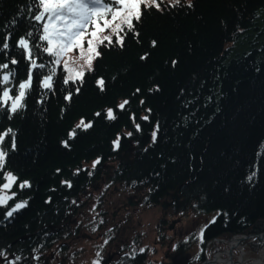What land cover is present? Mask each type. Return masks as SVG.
Returning <instances> with one entry per match:
<instances>
[{
  "label": "trees",
  "instance_id": "16d2710c",
  "mask_svg": "<svg viewBox=\"0 0 264 264\" xmlns=\"http://www.w3.org/2000/svg\"><path fill=\"white\" fill-rule=\"evenodd\" d=\"M172 5L162 2L161 11H144L141 21H134L139 35L127 33L123 47L101 46L83 83L65 84L62 66L37 50L33 59L46 67L31 69L24 107L16 113L9 111V103L0 107V133L11 128L16 134L14 149L11 136L0 145L8 151L3 172L18 178L11 190L15 197L0 207V264H50L66 230L73 235L65 227H72L78 198L102 180L110 187L118 182L131 186L157 203L175 191L182 210L192 206L216 212L214 222L203 228L202 246L216 237L262 231L264 0ZM36 14L35 0H0V64H9L0 69V80L10 69L15 72L10 83H0V96L3 89L16 96L28 78L31 62L18 41L30 39L33 47L42 43ZM6 38L9 47L3 49ZM12 59L18 63L12 65ZM51 67L57 74L48 90L42 79ZM101 78L104 91L97 85ZM124 100L129 104L118 109ZM109 108L114 121L106 119ZM81 118L93 127L77 129L69 139ZM117 137L119 147L113 144ZM97 159L100 163L90 168ZM25 181L29 186L20 188ZM25 201V208L6 217ZM58 252L62 259L66 248ZM23 254L27 261L16 260ZM134 256L135 261L116 264H146L145 255ZM101 264H114V259L107 254Z\"/></svg>",
  "mask_w": 264,
  "mask_h": 264
},
{
  "label": "snow or ice",
  "instance_id": "6c2138e0",
  "mask_svg": "<svg viewBox=\"0 0 264 264\" xmlns=\"http://www.w3.org/2000/svg\"><path fill=\"white\" fill-rule=\"evenodd\" d=\"M162 2L163 0H35L38 14L34 16V20L39 25L38 31L41 33L39 40L42 43L33 47L30 46V39L22 37L18 41V48L24 50L26 59L31 62L28 78L19 84L18 94L14 98L10 96L8 89L2 90L0 107L8 105V101H11L9 111L12 113H16L24 107L27 90L32 86L33 73L31 69H43L46 67L44 64H37L36 60L33 59L37 54V50L42 49V53L52 57L51 64L62 65L63 71L67 74L64 80L65 84L69 82L83 83L86 75L85 69L89 72L92 71L93 61L101 55L98 49L101 46L107 47L113 44L123 47L127 33H133L138 36L139 34L135 32L134 21L139 23L144 11L148 9L155 8L157 11H161ZM179 4L180 0H174L172 6L175 7ZM188 6H192L190 2ZM121 33H124V35ZM32 35L31 32L27 33L28 38H31ZM113 37H115V40ZM152 43L155 46L156 42L153 41ZM8 47L9 44L6 38L3 49ZM74 52L76 53L75 57L72 55ZM141 59H146V55L141 57ZM10 63L15 65L18 61L12 59ZM173 64L175 65V61H173ZM0 69H9V64H0ZM56 74L57 68L51 67L49 75L42 82L45 89L51 90L53 88V77ZM14 78L15 72L10 69L2 76L0 83L8 84ZM97 85L101 91H104L105 81L102 78L97 81ZM65 99L70 100L71 95L66 96ZM128 104L129 101L124 100L117 105V108L124 110ZM96 115L100 116L101 113H96ZM106 119L109 121L117 119L113 109L109 108L106 110ZM132 119L135 123L134 116ZM142 119L148 120V117L144 116ZM92 127L93 123L91 121L85 122L84 118H81L75 128L69 132V139L75 138L77 129L87 131ZM135 127L137 131H140L139 124H136ZM15 135V131L11 128L0 133V145L4 144L6 137L11 136L12 148L14 149L16 146ZM127 135L131 136L132 133L129 132ZM119 140L120 138L117 137V140L113 141L115 147H119ZM152 141H156V131L152 133ZM64 144L66 147L68 146L67 141ZM7 156L8 151L0 147V172H3L5 168ZM99 163V159L93 161L92 167L95 168ZM255 175L256 173L253 172L248 177V180L251 181ZM3 179L6 182L0 184V207H7L9 201L16 195L11 190L17 183L18 178L11 172H3ZM28 186L27 181L19 184L20 188ZM9 192H11V195H9ZM26 206V201L16 203L14 207L7 211L6 217H12L15 212ZM214 219L212 222H214ZM101 223H103L102 220ZM93 230L95 231V229ZM140 251L144 250L140 249ZM0 255L3 254L0 253ZM19 259L20 257H16V260ZM94 264H99V262L95 261Z\"/></svg>",
  "mask_w": 264,
  "mask_h": 264
},
{
  "label": "rangeland",
  "instance_id": "374dc122",
  "mask_svg": "<svg viewBox=\"0 0 264 264\" xmlns=\"http://www.w3.org/2000/svg\"><path fill=\"white\" fill-rule=\"evenodd\" d=\"M163 2L173 3L174 0H163ZM72 55L73 57H75L76 53L74 52ZM44 78L42 79V82ZM12 97L14 98L15 96ZM8 103L11 104V101H8ZM108 189L110 190L107 192L105 191L104 197H102L103 194L100 197V193L98 192H93V193L89 192L90 195H92V197L88 200L87 205H85V207L81 210V213L83 215H79L78 219L87 220L89 224V228L92 231L97 223V219L95 218V213L105 212L107 216V221H110V223L112 222L121 225L119 229L114 227L112 231L114 232V234H116L114 237L115 239L113 238L112 239L119 241V250H121L123 247H133V248H138V250L146 249L145 253L147 257L150 258L151 260L155 258L156 260L163 259L164 261H167L164 258V251L167 249L165 242H169L171 240L170 238H175L173 241L174 243H177L176 241H178L187 230H188V234L194 233L196 237H199V234H201L200 231L203 226V223L206 222L205 215L203 214L200 215L198 220H195L196 218L194 220L193 219L191 220V218H185L186 216H184L183 218H181L182 222L180 226L179 225L176 226L177 222H175V224L171 228V223H170L171 220L167 218V225L165 227V232H163V229L159 225V220H158V217H161L159 208L157 207L153 208L151 206L141 207L139 204H137L138 202L136 204L129 203L126 204L125 206L126 199L127 198L132 199L133 197L132 193L134 192L122 188V186H120V184L118 183L117 184L115 183L111 187L109 186ZM88 195L89 194H87V196ZM141 195L144 194L141 193ZM80 200L81 198L78 199V201ZM83 200L84 199H82V201ZM144 200H146V196ZM144 200H143V204L145 203ZM134 207H138V208H134ZM214 214L215 213H212V216ZM207 218L210 219L211 216L208 215ZM78 219L76 217V221H78ZM191 222H193V224H191ZM85 233L86 232H84V234H80V236L77 237L76 240H73L70 243L69 251L73 249L74 250L70 251L68 255H70L71 252L74 254L72 257V262L70 261L69 264H94L96 260V253L94 250L99 249V254L105 253L106 250L109 252V249L106 245L107 243H105L106 241L105 235L102 234L103 235L102 238L96 236L100 234L99 229H96L94 231L95 235L93 236L91 234H87V233L85 234ZM156 234L157 236L166 235L167 237L164 240V242H161L158 240L157 237L155 238ZM187 235H184L183 237L185 238L187 237ZM92 239H95L97 241L102 239L101 242L103 243L99 242L96 245H93ZM201 241L202 240H200L198 246L197 244H194L192 248L189 247V250L191 251L192 255H194L198 250L199 252L202 251L204 254L208 256L210 260L213 261L210 264H216L214 255L215 256L219 255V257L221 258L222 257L224 259L228 258V260L232 259L235 261H238L240 256H242L243 260L250 261L254 257L258 256V252H259L258 250L259 248H261L262 245L261 241L260 240L258 241V239H253V236H251V238L250 237L244 238L243 240H241L238 246L233 247L232 249L231 248L229 249L228 244L221 242V240H217V241L213 240L210 242V244L206 243L203 248ZM112 251L116 252L114 248L112 249ZM217 263L220 264V262Z\"/></svg>",
  "mask_w": 264,
  "mask_h": 264
},
{
  "label": "flooded vegetation",
  "instance_id": "af4514ba",
  "mask_svg": "<svg viewBox=\"0 0 264 264\" xmlns=\"http://www.w3.org/2000/svg\"><path fill=\"white\" fill-rule=\"evenodd\" d=\"M92 165H93V162L91 165H88V166L90 168H93ZM118 184H120V183H118ZM111 186H113V185H111ZM108 188H109V185H107L103 180L100 183L93 184L92 187H88L85 190L84 195L82 197H79V198H81V200L77 201V203H75V206H76L75 209L76 210L75 209L74 210L76 212L73 216V219L76 220V217L78 219L79 215H83L81 213V210L85 207V205H87L88 200L92 197V195H90V193H93V191L98 192V193H100V197L102 194H103L102 197H104L105 191L107 192L110 190ZM87 194H89V195L87 196ZM130 194H131V192H130ZM132 196H133L132 200H136L138 202L137 204H139L141 207L151 206L153 208L154 207L159 208L160 216H161V218H160L161 220L159 221V225L162 227L163 232H165V227L167 225V218L169 219L171 216H175L176 218H183L184 216H186L185 218H191V220L192 219L194 220L197 217L196 212H192L189 210L176 211L175 209H172L171 205H174L176 203L175 201H172L173 200L172 197H171V199L169 198L166 201L159 200V202L157 203L154 200L150 201L148 199V197H146V200H144V198H145L144 195H141V197H139L137 194L132 193ZM82 199H84V200L82 201ZM143 200L145 201L144 204H143ZM95 207H96V205H95ZM134 208H138V207H134ZM95 218L97 219V223H96L94 229L100 230V234L96 235V236L102 238L103 237L102 234H104L106 241L113 240L115 235H116V234H114V232H112L114 227H101V225H102L101 220L107 221V216H106L105 212L95 213ZM78 222L81 224V228H77L75 226L65 227V228L71 229L73 235L68 236V232L66 230L65 234L62 236V238H63L62 241L59 243V245H60L59 249H61V248L65 249L66 248V252H65V254H62V257L64 255H66V256H68L69 260L63 262L61 259V252H63V251L61 250V252H58V250H59L58 249L55 251V255L52 256V258H51V261L53 262V264L54 263L55 264L56 263L69 264L70 261L72 262V257H73L74 253L71 252L70 255H68V254L70 251H73L74 249L69 251L70 243L73 240H76L77 237L80 236V234H84V232H86L87 234H91L92 236L95 235L94 230L91 231V229L89 228V224H88L87 220H84V219L79 220L78 219ZM205 225H206V223H204V225L202 226L200 233H203V228ZM186 233H188V230L186 231ZM201 236H202V234H199V237H196V235L194 233L188 234L187 237H185V238L183 236H181V238L183 237V241H184V243L182 245L174 243L173 240L175 238H170L171 240L169 242H165L167 249L164 251V258L167 261H164L163 259L162 260H155V261L151 260L150 258L147 257V255L145 253L146 249H144V251H142V252L141 251L135 252L134 251L135 249L133 247H123L121 250L117 251L118 255H116V258L111 257L116 253V252L112 251L111 248H109V252L106 250L105 253H100L99 255H98L99 249L94 250L96 253V260L95 261H98L99 264H101V260L104 258L103 255L108 254V260L114 259V264H116V262H118L119 260H123L126 263V262H128L129 259L133 258L135 253H139L141 255H145V260L147 261L146 264H198V263L204 261L205 259H207L208 256L206 254H204L202 251L199 252V250L194 255H192L191 251L189 250V247L192 248L194 244H197V246H198L200 240H202ZM156 237L158 238L159 241L164 242V240L166 239L167 236L166 235L157 236V234H156L155 238ZM101 241H102V239L99 241L92 239L93 245H96L99 242L103 243ZM201 244H202V241H201ZM207 244H210V242H207ZM204 246H202V247L204 248ZM16 257H20V259L18 260L19 262L27 261V255L26 254L17 255ZM42 257H43V254H42ZM41 263H42V261H41ZM207 264H210V263H207ZM220 264H223V263H220Z\"/></svg>",
  "mask_w": 264,
  "mask_h": 264
},
{
  "label": "bare ground",
  "instance_id": "6f19581e",
  "mask_svg": "<svg viewBox=\"0 0 264 264\" xmlns=\"http://www.w3.org/2000/svg\"><path fill=\"white\" fill-rule=\"evenodd\" d=\"M65 77H66V74H65ZM105 180H107V179H105ZM119 183V182H118ZM120 186H122V188H125L126 190H129V191H132V188H131V186H128V185H125V184H121L120 183ZM94 192V191H93ZM136 194V193H135ZM171 197H172V201H175L176 203L174 204V205H171V208L172 209H175L176 211H181L182 209H183V207L181 206V204L178 202V194H177V192H175V191H173V192H170L168 195H166V196H164L163 198H161V201H166L167 199H171ZM151 198H149V200H150ZM129 203H132V204H136L137 203V201L136 200H132V199H129V198H127L126 199V201H125V206H126V204H129ZM186 207V206H185ZM186 209L187 210H189V211H192V212H196L197 213V217H196V219L195 220H198L199 219V217H200V215H205V221L206 222H204V223H206V225L216 216V212H207V213H204L203 211H200V210H198V209H196V208H194V207H192V206H187L186 207ZM183 211H185V210H183ZM212 213H215L213 216H212ZM208 215H210L211 216V218L210 219H208L207 218V216ZM161 217H158V220L160 221L161 219H160ZM171 221H170V223H171V227L175 224V222H177L176 223V226L177 225H179L180 226V224H181V222H182V219L181 218H176L175 216H171L170 218H169ZM70 223H71V225L72 226H75V227H77V228H81V224L78 222V221H76V220H74L73 218H70ZM204 223H203V225H204ZM69 224V223H68ZM191 224H193V222H191ZM194 224H195V222H194ZM205 225V226H206ZM204 226V227H205ZM101 227H115V228H117V229H119L120 227H121V225H118V224H115V223H110V221H103V223H102V225H101ZM252 233L255 235V236H253V239H258V241L260 240L261 241V243H262V245H261V248H259V252H258V256L257 257H254L252 260H250V261H247V260H243L242 259V256H240V258L238 259V261H235V260H232V259H230V260H228V258H226V259H224L223 257L221 258V257H219V255H217V256H215L214 255V259H215V263H217V262H220V263H227V264H264V226H263V228H262V231H259V232H254V231H252ZM188 233H184L183 234V236L184 235H187ZM243 234H245V233H237V234H231V235H229L228 237H220V238H213V239H211V240H209L208 242H211V241H213V240H221V242H224V243H227L228 244V248L230 249H232L233 247H236V246H238L239 244H240V242H241V240H243L244 238H241L242 236H243ZM248 234H250V233H248ZM115 239V238H114ZM177 242V244H183L184 243V241H183V237L182 238H180L178 241H176ZM107 247H108V249L109 248H114V250H116V253L113 255V256H111L112 258H116V255H118V253H117V251H119V241H117V240H108V242H107ZM135 250V252H138V251H140V250H138V248H134ZM106 252V251H105ZM107 254H104L103 256L105 257ZM62 259H63V261L65 262V261H68L69 260V258H68V256H66V255H64L63 257H62ZM137 259V257H135V256H133V258H132V260H130L129 262H131V261H135ZM152 260H156L155 258H153ZM205 260H207V259H205ZM204 260V261H205ZM213 261H209V262H205V263H203V264H207V263H212ZM50 264H53V262L52 261H50ZM56 264H59V263H56Z\"/></svg>",
  "mask_w": 264,
  "mask_h": 264
},
{
  "label": "water",
  "instance_id": "95a60500",
  "mask_svg": "<svg viewBox=\"0 0 264 264\" xmlns=\"http://www.w3.org/2000/svg\"><path fill=\"white\" fill-rule=\"evenodd\" d=\"M251 236H255L252 232L250 233V234H243V236L241 237V238H251ZM261 240V239H260ZM209 261H212V260H210V259H207V260H205V261H202V262H200V263H198V264H203V263H205V262H209ZM216 264H218V263H216ZM224 264H227V263H224Z\"/></svg>",
  "mask_w": 264,
  "mask_h": 264
}]
</instances>
